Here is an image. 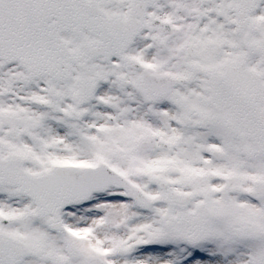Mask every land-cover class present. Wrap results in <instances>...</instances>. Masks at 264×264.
<instances>
[{
  "label": "snow or ice",
  "instance_id": "snow-or-ice-1",
  "mask_svg": "<svg viewBox=\"0 0 264 264\" xmlns=\"http://www.w3.org/2000/svg\"><path fill=\"white\" fill-rule=\"evenodd\" d=\"M0 264H264V0H0Z\"/></svg>",
  "mask_w": 264,
  "mask_h": 264
}]
</instances>
